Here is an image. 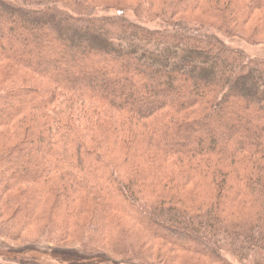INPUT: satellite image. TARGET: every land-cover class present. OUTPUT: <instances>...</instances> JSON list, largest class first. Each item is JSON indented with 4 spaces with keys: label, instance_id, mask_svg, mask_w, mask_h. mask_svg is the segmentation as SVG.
Segmentation results:
<instances>
[{
    "label": "trees",
    "instance_id": "16d2710c",
    "mask_svg": "<svg viewBox=\"0 0 264 264\" xmlns=\"http://www.w3.org/2000/svg\"><path fill=\"white\" fill-rule=\"evenodd\" d=\"M9 1L0 0V131L15 141L0 150V213L13 204L12 217L24 214L14 226L25 227L33 190L47 196L57 175L154 234L175 225L189 241L172 245L210 264H227L226 246L258 249L264 264V60L184 23L154 31L79 0L67 11ZM159 2L165 22L186 9L218 18L228 5L264 16V0ZM185 185L206 188L204 204L171 194ZM143 188L156 190L151 201ZM243 203L259 208L226 224L222 212Z\"/></svg>",
    "mask_w": 264,
    "mask_h": 264
},
{
    "label": "rangeland",
    "instance_id": "374dc122",
    "mask_svg": "<svg viewBox=\"0 0 264 264\" xmlns=\"http://www.w3.org/2000/svg\"><path fill=\"white\" fill-rule=\"evenodd\" d=\"M54 2L63 10L74 8L72 0H45ZM161 0H79L78 5L90 9L95 16H122L126 20L149 30L171 29L174 23H184L189 29L204 35H211L227 47L239 50L250 58L264 60V16L252 8L235 13L228 5L227 14L218 18L208 17L194 9L176 12L166 21L159 6ZM7 3H14L6 0ZM67 4H66V3ZM227 0H220L225 5ZM245 3L246 0H240ZM65 3V4H64ZM167 6V5H166ZM114 9H127L122 13ZM165 9V8H164ZM166 12V11H165ZM160 14V15H159ZM233 20H231V19ZM163 20V22H162ZM224 35L228 36L225 37ZM3 74V73H1ZM0 74V86L5 76ZM7 132L0 131V150L13 146V139ZM10 133V132H9ZM137 155V154H136ZM135 155V156H136ZM110 161L119 162L120 156L107 155ZM139 159V155L136 156ZM52 190L45 196L44 191L33 190V208L25 227L16 229L19 216L12 217L13 204L8 212L0 213V261L11 264H210L206 257L178 250L169 238L186 242L173 224L167 231L162 223L154 226L156 234L145 230L123 212L104 208L95 199L80 195L72 185L57 175L51 176ZM74 196L72 202L63 200L61 190ZM31 190V188H30ZM32 191V190H31ZM143 194L151 201L156 192L143 188ZM25 192V191H24ZM152 192V193H151ZM21 192H12L14 197ZM171 194L195 207L204 204L206 188L189 185L174 190ZM259 207L243 203L222 212L226 224L242 221ZM22 217V216H21ZM12 219V226L8 222ZM178 227V226H177ZM183 231V230H182ZM155 232V231H154ZM185 236V237H184ZM165 237V238H164ZM200 239V238H199ZM197 243V242H196ZM227 247V246H226ZM224 247L221 257L227 264H261V252L256 249L239 253L237 249ZM32 258H38L32 260Z\"/></svg>",
    "mask_w": 264,
    "mask_h": 264
}]
</instances>
